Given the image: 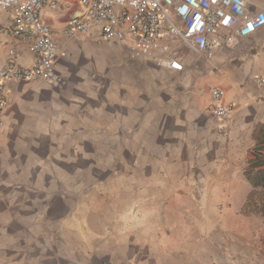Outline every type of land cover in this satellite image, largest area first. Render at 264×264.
<instances>
[{
	"label": "crops",
	"instance_id": "1",
	"mask_svg": "<svg viewBox=\"0 0 264 264\" xmlns=\"http://www.w3.org/2000/svg\"><path fill=\"white\" fill-rule=\"evenodd\" d=\"M75 6L44 11L61 85H7L0 264H203V251L147 248L136 216L264 221L245 210L253 191L245 172L264 131V86L255 82L264 78V29L211 58L184 51L185 71L174 73L126 42L67 38L62 22ZM13 16L0 9V67L14 47L30 67ZM214 87L235 105L227 138L211 116ZM237 254L229 264H264V250Z\"/></svg>",
	"mask_w": 264,
	"mask_h": 264
},
{
	"label": "built area",
	"instance_id": "2",
	"mask_svg": "<svg viewBox=\"0 0 264 264\" xmlns=\"http://www.w3.org/2000/svg\"><path fill=\"white\" fill-rule=\"evenodd\" d=\"M64 1L76 5L62 22L67 38L126 42L134 56L153 59L174 73L185 71L184 51L211 58L220 49L234 50L264 29V0H0V9L13 12L14 38L34 57L32 66H23V53L14 47L0 67V128L10 105L9 83L45 80L61 85L55 69L59 43L44 11ZM255 82L264 86V78ZM210 94L217 132L227 138L235 105L219 87Z\"/></svg>",
	"mask_w": 264,
	"mask_h": 264
},
{
	"label": "rangeland",
	"instance_id": "3",
	"mask_svg": "<svg viewBox=\"0 0 264 264\" xmlns=\"http://www.w3.org/2000/svg\"><path fill=\"white\" fill-rule=\"evenodd\" d=\"M61 5L66 10L72 7L68 1H64L54 11ZM253 216L264 220L263 215L254 214ZM136 217L145 219L138 222L139 229L143 234H147V237H143V243L147 244V248L156 246L173 250L203 251L204 258H200L204 261L203 264H229V260H241L240 254H237L239 251L264 250V221H226L220 227L215 226L214 221H148L146 215ZM112 227L116 228L113 225ZM134 227L138 228V225ZM148 235H159L160 239L153 243ZM167 238L170 240L165 243L164 240ZM229 256L233 259H229ZM174 260L185 262L186 259L176 257Z\"/></svg>",
	"mask_w": 264,
	"mask_h": 264
},
{
	"label": "trees",
	"instance_id": "4",
	"mask_svg": "<svg viewBox=\"0 0 264 264\" xmlns=\"http://www.w3.org/2000/svg\"><path fill=\"white\" fill-rule=\"evenodd\" d=\"M259 146L254 150L253 157L248 161L245 175L252 184L253 191L248 197L245 210L247 213L264 216V131L259 140Z\"/></svg>",
	"mask_w": 264,
	"mask_h": 264
}]
</instances>
